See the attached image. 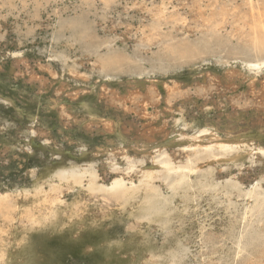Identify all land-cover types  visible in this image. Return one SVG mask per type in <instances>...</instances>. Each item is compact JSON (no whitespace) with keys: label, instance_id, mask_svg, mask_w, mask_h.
Wrapping results in <instances>:
<instances>
[{"label":"rangeland","instance_id":"1","mask_svg":"<svg viewBox=\"0 0 264 264\" xmlns=\"http://www.w3.org/2000/svg\"><path fill=\"white\" fill-rule=\"evenodd\" d=\"M255 20L264 0H0V201L23 209L64 181L62 201L77 187L91 210L148 185L168 204L182 264H264V241L248 235L264 232ZM46 226L21 237L17 259L10 232L28 225L0 217L12 264H136L108 219ZM105 237L124 247L106 253ZM151 238L163 248L155 227Z\"/></svg>","mask_w":264,"mask_h":264},{"label":"bare ground","instance_id":"2","mask_svg":"<svg viewBox=\"0 0 264 264\" xmlns=\"http://www.w3.org/2000/svg\"><path fill=\"white\" fill-rule=\"evenodd\" d=\"M250 31L251 32L250 35H248V39L251 41L254 49L258 51L260 54H264V25L260 20L259 21L255 20ZM257 74L258 73H255L251 78L246 80V82L249 81V86L251 90L255 89L253 87ZM232 78L234 79V77L231 76V79ZM81 84L86 85L83 82ZM233 89H235V87ZM259 89H260L258 90L259 92H257L255 89V92H257L258 95L257 97L259 98L262 97V99L264 100V84H261ZM89 95L90 94H88V96ZM92 99L96 101L97 95L96 94L92 95ZM50 107L53 108L54 104L51 103ZM62 183H64V181H61L59 183L60 186L59 185L57 186V184L51 186L50 191L47 193L43 192L41 189L36 190L34 195L32 196L30 203L27 205V207L23 209H21L19 206L8 205L3 200L0 201V217L4 221L8 220L9 223H12L13 221H16L18 217H21L26 221L28 225V228L22 229L21 232L19 231L20 237L16 236L15 235L16 233L14 234L13 232H10V234L12 233L11 236L12 235L13 236L9 244H11V242L16 243V247H15L16 253L14 255L15 258L22 259L23 257L27 256V249L24 243L25 241L22 240V238L29 229H33V228L41 229L43 226L47 225L46 227H48L50 231L52 230L57 233H62L63 231H65V229H67L68 231L77 232L78 230L82 229L85 226L91 227L102 219H108V221H110L112 224L120 227L123 233L127 235V237L129 238L128 240L130 242V246L133 251V259H135L136 264H182L183 256L179 248L180 242L178 241V239L174 240L171 237L172 227H171V221L169 219L171 214L169 213L170 210H168V204L166 203L165 200H162L158 196V194L153 188L146 185L138 190H132V191L116 189L114 192L112 191V193L107 194L105 196L106 198V199L104 198L105 204L101 206V204L99 203L100 204L99 208L98 207L95 208L94 206L90 210V207L92 206L88 205L89 201L87 202L86 200H84V198L76 192L77 187L73 188L72 201L69 203L63 202L62 196H63V192L65 191L64 188L66 186H64L65 184L63 185ZM73 184H75V182ZM72 186H79V185L75 184ZM180 189H183L182 191H184V193L189 195L188 188H186L183 185H180ZM254 216L259 220V222L263 223L264 225L263 205L258 208ZM154 227L157 228L161 232V236L164 237L162 249L159 248L158 245L152 241L151 230ZM263 234L264 232L262 231V229L258 230L257 227H253L249 231L248 235L250 240L252 241L256 240L260 242V241H264ZM3 237H4V233L0 232V264H12L9 258L10 255L9 251L7 249L8 245L5 244ZM120 239L105 237L103 243L106 246L105 248L106 253L111 254L114 251H118L122 249L124 245ZM18 264H22V263H18Z\"/></svg>","mask_w":264,"mask_h":264}]
</instances>
